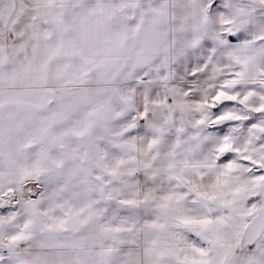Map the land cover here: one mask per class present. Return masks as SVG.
<instances>
[{"label": "clouds", "instance_id": "obj_1", "mask_svg": "<svg viewBox=\"0 0 264 264\" xmlns=\"http://www.w3.org/2000/svg\"><path fill=\"white\" fill-rule=\"evenodd\" d=\"M81 3L79 55L0 84L46 101L0 108V264H243L264 248L246 243L264 214V0ZM33 17L0 0V45Z\"/></svg>", "mask_w": 264, "mask_h": 264}, {"label": "snow or ice", "instance_id": "obj_2", "mask_svg": "<svg viewBox=\"0 0 264 264\" xmlns=\"http://www.w3.org/2000/svg\"><path fill=\"white\" fill-rule=\"evenodd\" d=\"M78 8L81 13L85 11V6L81 3V0H33L34 17L31 23L25 26L23 41L12 45L11 52L8 46L0 45V69L9 63L11 57H23V60L19 61L18 66L13 67L10 72L4 73L0 71V84L15 85L22 82L34 71H45L49 62L58 58H72L79 55V46L68 35L71 29L79 23L76 13ZM100 10L101 6L97 5L96 8L87 9V12L88 14H96ZM65 13H67V20L65 19ZM36 17H40L53 25V30L57 33L55 40H49V33L41 31L40 23ZM29 50L31 51L30 55ZM13 63H16V61H13ZM62 71L58 70V74ZM24 96L25 94L19 92L0 90V108L7 105L15 109H35L46 102L43 95L34 99H24ZM225 147H228V145L225 144ZM56 227H65V221L59 220ZM261 236H264V214L259 216L251 225L247 233L246 243L252 245ZM21 238V236H13L12 241H17ZM107 251L110 252L111 249ZM194 252L201 257L206 254L205 250L201 248L194 249ZM10 259L13 264H49L47 258L43 256H36L31 262H28L20 259L18 253H13ZM180 264H205V261L198 259L196 255H185ZM243 264H264V248H258L257 252H251L245 257Z\"/></svg>", "mask_w": 264, "mask_h": 264}]
</instances>
